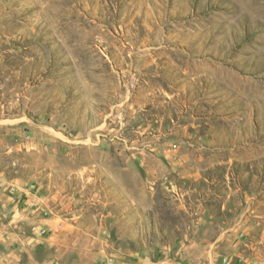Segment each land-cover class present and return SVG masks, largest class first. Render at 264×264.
Masks as SVG:
<instances>
[{
  "label": "rangeland",
  "instance_id": "1",
  "mask_svg": "<svg viewBox=\"0 0 264 264\" xmlns=\"http://www.w3.org/2000/svg\"><path fill=\"white\" fill-rule=\"evenodd\" d=\"M0 254L264 264V0H0Z\"/></svg>",
  "mask_w": 264,
  "mask_h": 264
},
{
  "label": "crops",
  "instance_id": "2",
  "mask_svg": "<svg viewBox=\"0 0 264 264\" xmlns=\"http://www.w3.org/2000/svg\"><path fill=\"white\" fill-rule=\"evenodd\" d=\"M64 224H61V227L63 226ZM62 233V236L64 235L63 234V232H61ZM50 239V238H52V236H47V239ZM24 242V241H23ZM22 246V245H21ZM26 248H28V247H26ZM29 250V249H28ZM53 255V256H52ZM5 255H2V254H0V264H3V263H5ZM55 257H54V254H51V255H48L45 259H43L42 261H40V260H35L34 261V264H55ZM16 264H18V263H16ZM21 264V263H20Z\"/></svg>",
  "mask_w": 264,
  "mask_h": 264
},
{
  "label": "bare ground",
  "instance_id": "3",
  "mask_svg": "<svg viewBox=\"0 0 264 264\" xmlns=\"http://www.w3.org/2000/svg\"><path fill=\"white\" fill-rule=\"evenodd\" d=\"M263 28V27H262Z\"/></svg>",
  "mask_w": 264,
  "mask_h": 264
}]
</instances>
